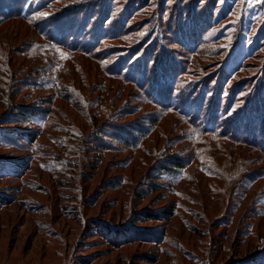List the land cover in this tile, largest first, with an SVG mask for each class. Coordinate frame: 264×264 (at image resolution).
<instances>
[{"label":"rangeland","instance_id":"1","mask_svg":"<svg viewBox=\"0 0 264 264\" xmlns=\"http://www.w3.org/2000/svg\"><path fill=\"white\" fill-rule=\"evenodd\" d=\"M18 1L17 6L9 0L0 3L15 8L21 17H29L48 1L55 10L65 6L64 0ZM149 4L153 5L140 10L134 24L157 6L174 25L166 29L179 34L176 27L186 17L179 20L177 15L191 16L183 38L174 42L178 49L193 44L191 50L199 55L186 57L194 60V75L223 66L229 73L227 86L245 77L264 82V74L255 75L264 62V0H178L174 6L172 0H149ZM118 9V14L124 10ZM43 16L42 11L33 17ZM153 34L154 30L145 40H154ZM172 38L165 37L164 43H173ZM37 40L27 23H0V264H236L264 247V207L254 206L256 195L264 194V162L246 169L243 161L258 154L225 145L229 147L225 154L215 151L208 156L210 146L217 144L205 140L203 151H197L208 157L219 176L198 183L202 173L192 167L189 178L174 183L176 178L155 170L151 157L155 150L177 156L175 149L182 143L176 141L180 123L174 115L160 121L142 153L116 145L105 152L95 149L89 132L107 119L110 109L97 112L96 104L103 105L108 89L107 105L115 97L119 105L125 96L117 95V85L82 56H74L61 71L39 77L36 89L9 86L8 70L19 81L24 68L36 71L45 63L44 54L31 49ZM55 84L65 98L56 96ZM8 91L16 103L51 108L53 117L45 125L41 118L38 123L6 125L1 119L11 110L5 109ZM261 91L263 95L264 86ZM262 95L249 117L253 125L264 120ZM28 130L35 132L25 141ZM256 171L263 177L245 180ZM166 208L174 209L168 219ZM145 212H152L153 219H144ZM129 227L145 236L122 241L124 228Z\"/></svg>","mask_w":264,"mask_h":264},{"label":"trees","instance_id":"2","mask_svg":"<svg viewBox=\"0 0 264 264\" xmlns=\"http://www.w3.org/2000/svg\"><path fill=\"white\" fill-rule=\"evenodd\" d=\"M113 1L64 0L65 6L57 10L51 5V1H48L29 17L17 16L15 8L11 9L10 6L6 9L0 3V23L20 20L33 27L38 40L31 43V49L42 52L45 57V63L36 71L29 66L28 70L24 68L26 73L19 81V78L15 79L13 73L8 70L6 74L11 81L9 86L21 85L25 89H36L39 77L50 74L52 70L61 71L74 56H82L95 63L108 82L117 85V95L125 96L119 105V99L116 97L107 105L110 98L108 89L104 92L103 105L96 104L97 112L106 110L108 106L110 109L108 107L107 119L100 125L93 126V130L89 132L91 145L95 149L105 152L116 145L119 149L142 153V150H145L144 142L155 132L160 121L167 115H174L180 123L177 137L179 140L176 141L178 145L182 143L180 149L179 147L175 149L177 156H171L168 150L164 153L155 150L151 155L155 170L163 171L169 179L176 178L174 183L179 184L183 179L189 178V170L192 167H196L199 173H202H198L200 175L198 183L219 176L215 166L206 161L209 160L208 157L205 156L204 159L197 151V149L203 151L202 144L205 140L217 144L210 146L212 150L207 151L208 156H213L215 151L225 154L227 152L225 149L227 150L229 145L244 148L248 154H258L243 160L246 169L255 162H264V120L253 125L249 118L254 114V107L258 105L264 82L245 77L227 86L225 82L229 79V73L223 66L213 69L210 74L194 75V60L186 57L192 54L199 55L191 50L193 44L189 42L188 48L179 47L183 51L179 52V49L175 48L178 43L174 42L178 38H183L190 15L184 16L181 13L177 15L179 20L184 17L186 20L176 27L180 30L179 34H176L177 32H169L166 29L172 24L164 14L156 10L157 6L152 9L154 12L145 14L139 23L132 22L133 19H139L140 10L153 5L149 4V0H119L116 3ZM9 2H17L14 6L20 5L18 0ZM172 2L174 6L178 0ZM160 4H163V1H160ZM118 8L124 9L122 13H117ZM96 9L98 13H95ZM168 10L166 11L169 16L171 13ZM42 11L45 16L33 17L35 13ZM108 20L110 22L107 23ZM153 30L154 40H145ZM171 36L173 43L165 44L164 38ZM258 56L255 55L254 58ZM259 68V74L257 72L255 75L262 77L264 62ZM44 70L47 71L46 74L43 73ZM29 76H34L35 80ZM53 90L57 91L56 96L60 99L66 97L58 91L56 84ZM11 94L12 92L8 91L5 98V109L9 107L11 110L1 119L6 125H27L39 121L40 118L44 119L41 123L44 122L45 125L46 119L53 117L51 108L48 110L30 108L26 103L14 102L15 98ZM69 94L70 98H74V94L71 92ZM262 96L264 97V93ZM34 101L36 105L40 103V100ZM147 108L152 109L146 111ZM135 116L137 119L130 123L123 125L118 123L123 118L127 120ZM137 121L141 123L138 124ZM36 126L37 124L34 127ZM34 132L28 130L25 141L29 140L30 136L33 137ZM186 151L195 153L187 154ZM259 177L263 176H259L257 171L251 172L245 176V180L252 182ZM210 197L214 200V194ZM254 206L257 209L264 207V194L256 195ZM173 213V208L164 209V217L167 219L172 217ZM263 213L264 211L262 215ZM150 216L153 219L152 212H145L143 218L151 219ZM124 229L126 231L122 241L125 242L134 241L136 239L134 237L141 239L145 236L141 232H133L131 227ZM132 232L140 235H133ZM236 264H264V247Z\"/></svg>","mask_w":264,"mask_h":264}]
</instances>
